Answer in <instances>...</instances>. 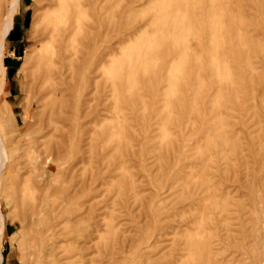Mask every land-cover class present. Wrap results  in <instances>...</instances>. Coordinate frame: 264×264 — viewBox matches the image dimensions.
Listing matches in <instances>:
<instances>
[{
  "label": "rangeland",
  "instance_id": "374dc122",
  "mask_svg": "<svg viewBox=\"0 0 264 264\" xmlns=\"http://www.w3.org/2000/svg\"><path fill=\"white\" fill-rule=\"evenodd\" d=\"M83 4L102 27L81 36L93 39L80 92L66 68L57 77L49 119L26 107L20 71L38 0H19L5 38L2 133L17 171L0 179L1 264H264V0ZM164 6L202 15L175 36L205 43L172 61L175 38L145 25ZM109 47L92 80V52Z\"/></svg>",
  "mask_w": 264,
  "mask_h": 264
},
{
  "label": "bare ground",
  "instance_id": "6f19581e",
  "mask_svg": "<svg viewBox=\"0 0 264 264\" xmlns=\"http://www.w3.org/2000/svg\"><path fill=\"white\" fill-rule=\"evenodd\" d=\"M90 1L91 0H38V7L36 9V20L32 23L31 30H30L31 31L30 39L33 44L30 48L27 49V52L25 53V62L23 64V68L20 71H22L23 78L25 80V85H24L25 96L24 97L26 98L25 99L26 102L24 103H27L26 107L31 109V107L35 104L36 109H38L40 113L42 115H45L48 119L53 114H55L56 111L61 112V108L63 104L55 102L53 96L56 92V87L58 85L57 77L59 78V76L63 75V70L65 68H66V72H68V75H69V80H70L69 87H71L72 92H74V94L80 92V88H78V85L75 84V76L80 71L79 63H80L81 57L86 53L85 47H88L90 45V41L93 39L92 35H90V38L88 39L86 38V40L81 39V36L83 35L85 30L91 33L92 31H95L98 28L102 27V26L100 27V25L97 22H95L91 16H88L85 12V10L87 9L85 8L86 5L83 4V2L88 3ZM18 3H19V0H8L7 1L4 21L0 27V179L8 171H11V172L17 171V169L12 167V165L8 164L10 162L11 155L7 149L8 147L7 139L5 135H3L2 132L5 129V126L10 121V117L8 115V111L4 103V100L1 97V94L2 93L6 94L5 93L6 91L5 90V78H4L5 68L3 65V55H4V50H5L4 42L6 40L5 38L7 34L12 28V17L18 6ZM176 4L178 5V3ZM207 4L210 6H207ZM207 4H205L206 6L203 4L206 8V10L204 9L205 13L203 12L204 13L203 16L206 18L210 16V11L212 9L211 4L210 3H207ZM201 17H199L196 14L195 9L185 10L184 8L181 9L180 6L178 7L174 6L173 8H171L170 6H164L160 8L156 12L155 15L151 16L145 25L155 26L156 27L155 30L159 35V39H162L163 43L165 40H168L170 36L175 38L176 44L173 46L167 47V49L164 50V51H167L169 55H171L170 61H172L178 55V49L180 47L187 48L192 45L198 46L200 44L205 43L203 39L200 40L195 36H191L190 38L183 37L179 39L178 37L175 36L182 28L187 30L191 26V24L194 23L195 20H198ZM184 19L186 20L184 21ZM87 23H90V24L86 26ZM140 33H141L140 29H138L137 35H140ZM82 49L84 51H82ZM111 52H112V47H109V50L106 53H100L96 51V48L92 52L91 65H90L92 69L88 71L89 74L91 75L90 78L92 80L98 73V70L100 69V67H102L101 65H102V62H104L105 57L110 55ZM25 117L28 118L29 114H26ZM27 124L28 123L26 121L25 125L27 126ZM21 134H23V132ZM10 142L17 143L16 140H11ZM15 150H18V149L15 148ZM47 159H49L48 156H47ZM56 159H59L57 155H56ZM38 215H35V216L37 217ZM4 219L5 218L3 217L0 211V243L4 235ZM36 224H37V221H36ZM263 225L264 224H262V226ZM205 244L207 246V243ZM212 244H214V242ZM212 244L210 245V247L211 246L213 247ZM256 245L259 248V251H258L259 254L263 253L264 252V233L263 232L261 233L259 232L258 242L256 243ZM204 246L205 245H203V247ZM203 247L202 249H204ZM236 249H232V250L234 251ZM206 250L207 249L203 251L207 252ZM200 251L202 252V250ZM243 251H246L245 248ZM212 259L213 258L211 257V259L209 260L211 261ZM210 261L208 262L211 263ZM1 262H2V254L0 251V264ZM196 264H200V263H196ZM211 264H214V263H211Z\"/></svg>",
  "mask_w": 264,
  "mask_h": 264
}]
</instances>
